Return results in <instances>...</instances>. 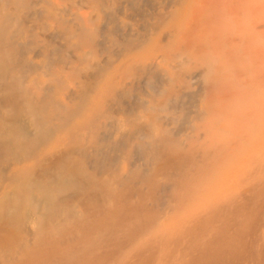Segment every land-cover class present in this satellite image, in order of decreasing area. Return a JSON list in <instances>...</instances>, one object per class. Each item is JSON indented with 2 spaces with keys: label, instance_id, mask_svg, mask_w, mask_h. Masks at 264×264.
<instances>
[{
  "label": "bare ground",
  "instance_id": "bare-ground-1",
  "mask_svg": "<svg viewBox=\"0 0 264 264\" xmlns=\"http://www.w3.org/2000/svg\"><path fill=\"white\" fill-rule=\"evenodd\" d=\"M0 264H264V0H0Z\"/></svg>",
  "mask_w": 264,
  "mask_h": 264
}]
</instances>
